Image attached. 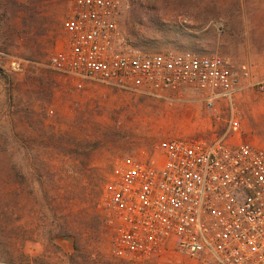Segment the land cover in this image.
Segmentation results:
<instances>
[{
  "label": "rangeland",
  "instance_id": "374dc122",
  "mask_svg": "<svg viewBox=\"0 0 264 264\" xmlns=\"http://www.w3.org/2000/svg\"><path fill=\"white\" fill-rule=\"evenodd\" d=\"M72 1L0 0V264H132L112 254L109 174L215 124L198 93L141 97L53 70ZM124 1L123 45L250 66L256 85L237 97L235 138L264 148V0Z\"/></svg>",
  "mask_w": 264,
  "mask_h": 264
},
{
  "label": "built area",
  "instance_id": "2783aa9c",
  "mask_svg": "<svg viewBox=\"0 0 264 264\" xmlns=\"http://www.w3.org/2000/svg\"><path fill=\"white\" fill-rule=\"evenodd\" d=\"M126 7L73 0L62 22L66 47L50 55V67L141 97L198 93L215 124L209 134L164 139L152 153L117 163L105 184L113 256L132 264H264V148L235 138L237 97L256 85L250 66L191 50L129 48L120 29Z\"/></svg>",
  "mask_w": 264,
  "mask_h": 264
},
{
  "label": "trees",
  "instance_id": "16d2710c",
  "mask_svg": "<svg viewBox=\"0 0 264 264\" xmlns=\"http://www.w3.org/2000/svg\"><path fill=\"white\" fill-rule=\"evenodd\" d=\"M9 262H12V261H9ZM24 264H30V263H24Z\"/></svg>",
  "mask_w": 264,
  "mask_h": 264
}]
</instances>
